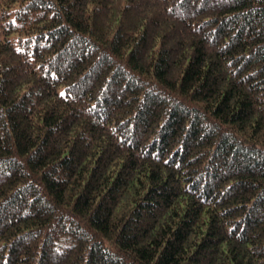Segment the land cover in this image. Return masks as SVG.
Wrapping results in <instances>:
<instances>
[{
  "label": "trees",
  "instance_id": "trees-1",
  "mask_svg": "<svg viewBox=\"0 0 264 264\" xmlns=\"http://www.w3.org/2000/svg\"><path fill=\"white\" fill-rule=\"evenodd\" d=\"M0 264H264V0H0Z\"/></svg>",
  "mask_w": 264,
  "mask_h": 264
}]
</instances>
